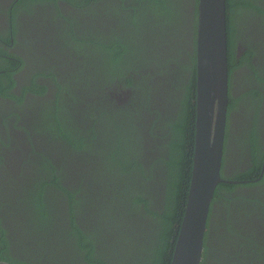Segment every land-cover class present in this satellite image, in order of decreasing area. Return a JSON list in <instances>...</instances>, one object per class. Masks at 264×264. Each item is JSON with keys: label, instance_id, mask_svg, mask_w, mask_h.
Here are the masks:
<instances>
[{"label": "flooded vegetation", "instance_id": "af4514ba", "mask_svg": "<svg viewBox=\"0 0 264 264\" xmlns=\"http://www.w3.org/2000/svg\"><path fill=\"white\" fill-rule=\"evenodd\" d=\"M67 1L24 0L26 8L21 6L19 9L15 6L18 0H0V64L6 66L0 69V239L9 242L10 255L20 261L32 264H87L85 253L80 249V237L67 224L70 216L62 215L61 224L59 222L60 231L65 228L63 236L60 234L52 239L51 233L58 231L55 229L46 232L44 235H49L45 238L44 235H34V238L24 239L25 215L19 200L30 202L36 178L40 179L39 165L33 154L36 151L50 156L54 165H60L65 160L66 166L77 175L75 179L80 181L79 185L87 186L83 191V208L80 205L74 214L76 222L81 224L84 232L85 229H92L94 233L98 226L109 230L107 233L113 231L111 235L100 237L95 253L106 249L109 254L112 245L115 246L113 258L126 254L133 260L123 261V264H137L144 241L139 237L138 229L148 231L147 217L137 206L134 209L127 206L126 209L123 201L113 194L114 180L110 174L104 173L103 152H100L103 148L98 145L96 155L80 158L73 152L76 155L73 156L65 141L57 140L54 134L40 131L35 123L47 109L46 106L55 101L54 94L60 89L58 85L64 89L63 98L69 100L68 116L83 129L86 122H93L88 121L90 115L87 112L100 114L105 111L103 106L109 107L111 102L126 105L132 96L140 98L138 103H141L140 95L145 93H140L138 88L155 85L154 101L150 107L145 106L143 118L138 124L147 136L146 149L158 152L165 140L154 138L152 134L154 132L163 138L164 128L161 132L158 128L151 130L153 121L158 118L155 112L152 114L149 110L155 111L156 108L160 116L170 119L179 105L175 103V95H170L164 86L170 81L169 77L157 79L148 73L136 80L138 92L134 91V87L124 88L125 81L113 79L102 67L105 51L102 46L96 49L94 43L98 37V44L114 41L117 30L122 34L129 25H134L130 24L131 18L128 17L135 15L131 7L142 6L137 10L146 11V5L134 4V0H91L89 5L83 7ZM242 2L246 6L242 8L243 14L234 20L238 67L230 85L228 75V94L231 86V94L238 102L227 109L224 164L221 169V176L225 177H222L224 182L221 184L237 187L234 190L216 189L218 196H215L210 207L209 227L204 239V246L208 250L206 255L203 254L205 264H264V16L253 11L263 10L264 0ZM195 5V0L183 2L186 15L180 18L181 23L176 26L188 29L187 45L185 41L183 47L185 51H190H187L189 54L193 50L196 10L198 16ZM159 17L153 20L149 15L150 25H157ZM137 18L143 19L139 11ZM157 27H161V24ZM132 29L133 26L131 33ZM164 30L168 28L164 27ZM93 36L94 39L90 40ZM158 36L155 38L157 46L154 52L162 51L163 60L171 57V52L172 56H178L181 47L173 44L177 40L172 39L159 48L164 40H159ZM189 60L187 57L190 63ZM126 62L135 68L142 67L136 59H126ZM146 69L141 72L146 73ZM5 75L7 78L2 79ZM10 75L13 81L8 79ZM1 85L9 88L10 95L16 94L20 99L3 96ZM33 89H45L47 93L41 97L31 91L26 92ZM66 90H73L75 99ZM256 92L258 96H254ZM158 126H161L160 121ZM252 134L257 139L256 156L252 149ZM160 151L167 156L165 151ZM147 154L151 155L150 152ZM153 158L148 159V163ZM256 159L261 162V168L259 173L254 172L255 179L233 180L240 174L245 175L241 177L249 176L248 172L255 167ZM161 176H155L156 181L152 179L149 182L150 187L146 192L156 191L159 194ZM105 184H110L107 192H104ZM88 186L95 190L97 203L105 201L106 212H102V206L95 205ZM30 188L31 191L27 192ZM96 192H99L98 197ZM101 192H104L103 196ZM8 200L12 201L11 205ZM158 202L156 200L159 207ZM16 235L21 237L17 238ZM108 261L111 264V260Z\"/></svg>", "mask_w": 264, "mask_h": 264}, {"label": "trees", "instance_id": "16d2710c", "mask_svg": "<svg viewBox=\"0 0 264 264\" xmlns=\"http://www.w3.org/2000/svg\"><path fill=\"white\" fill-rule=\"evenodd\" d=\"M23 1L18 0V4H15L17 6L16 8L21 9V6L26 8ZM43 1L45 2V0ZM68 1L75 4L78 3V6L82 5L83 7H86L91 2V0ZM184 1L134 0V4H144L148 7L146 11L137 10L139 9L138 7L142 6L136 7L134 5L131 7L135 11V15L128 17L131 18L130 24L134 25H129L127 31L124 30L122 34L117 30L114 41L111 42L106 41V43L98 44L97 41H99L100 37L94 39L95 36H93L90 38V40L94 39L96 49L98 46L104 48L105 55L102 67L107 69V72L113 79L120 82L125 81L124 88L134 87L135 91L137 89V86H135L136 80L140 79V77L147 76L148 73L153 74L157 79L159 77H169L170 81L164 86L167 87L170 95H175V103L179 105L175 107V115L168 119V117L160 116V112L156 108H154L155 111L149 110L152 114L155 112L158 118L153 121L151 130L153 131L158 128L161 132L162 128H164L162 130L165 135L163 138L157 136L154 132L152 134L154 138L165 140V143L160 147L158 152H155V149L150 151L146 149L148 142L147 136H145L142 127L138 124L143 118L145 106L150 107V104L154 101L153 92L156 91L155 85L144 86L140 90L138 88L140 93H145L140 95L142 97L141 103H138L140 98L135 96L133 98L132 96L126 105L119 106L111 102V106H103V110L105 111L100 114L97 112H87V115H90L88 116L90 118L88 121L93 122H86L84 129L80 128L68 116L69 100L63 98L62 91L64 89L58 85L60 89L54 94L55 101L51 102L52 105L50 103L46 106L47 109L39 115L38 122L35 123L40 131L54 134L58 137L57 140L65 141L69 147V152H71L70 154L73 156L77 154L80 158H84L86 155H96L97 146L99 145L103 148L100 152H103L102 161H104V173L110 174L114 180L112 188L115 187V192L113 194L117 195L116 198L119 197L123 201L122 205H125L126 209L127 206L131 208L137 206V209L145 213L147 217L148 231L144 228L138 229V233H140L139 237L144 239V241L141 243L142 246H140L142 248L137 264H171L187 208L195 153L197 116V10L195 11L194 21L193 50L192 54H189L190 51H185V47H183L185 41L188 40L186 35L188 29H183L180 26L176 27L181 23L180 18H185L186 15V12L184 14L185 10L183 8ZM198 1L195 0L196 5H198ZM245 7V3L242 0H226L229 85L233 73L238 67L235 53V38L237 33L234 27V20L236 16L243 14L242 8ZM138 11L139 15L143 18L141 20L137 18ZM253 11L256 14L264 16V9H256ZM149 15L152 16L153 20L156 16L160 15L157 20V25H150ZM160 24L161 27L158 28L157 26H160ZM164 27H167L168 30H164ZM157 35H159V40H164L163 45H159V48L166 46L167 42L172 39L177 40L173 44L175 45L177 43V46L181 47L178 51V56H172L171 52V57L169 56L168 59L163 60L162 51L154 52L157 46L155 40ZM187 57L190 58V63L187 61ZM126 59L128 61L136 59L138 63L141 62L142 67L135 68V66H130L126 62ZM1 68H6L5 64H0ZM144 68H148L146 69V73L141 72ZM5 78H7V75L2 76V79ZM8 79L13 81L11 75ZM1 88L3 96L20 99L16 94L10 95L8 93L9 88L6 89L2 85ZM230 90L231 86H229L228 110L238 102V99L233 98ZM27 91H31L41 97L47 93L45 89ZM66 91L75 99L73 90ZM138 91L136 90V92ZM119 92L120 90H118ZM254 96H258L257 92ZM135 102L138 104H134ZM133 109H135L134 112H132ZM159 121L161 123L160 127L158 126ZM251 139H253V153L256 156L257 139L253 134ZM160 150L165 151L167 156ZM149 152L151 153L150 156L147 154ZM33 154L37 166L39 165L38 171L40 172V179L36 178L37 182L33 187L30 202L24 199L19 200L20 206L24 210L23 214L25 215L24 239L34 238V235L40 237L46 232L54 231L55 229H58V231L51 233L52 239L53 236L59 237L60 234L63 236L65 228L60 231L61 227L58 225L59 222L61 224L62 215L63 217L67 215L68 217L70 216L67 224L80 237V249L85 253L84 257L87 264H110L108 260H111V264H123V261L133 260L126 254L113 258L115 246L112 245L109 254L106 253V249L102 252L95 253L97 243L100 244V237L111 235L113 231L107 233L106 231L109 230L104 229L103 226H98L94 233L92 229L88 230L85 228L84 232L81 224L76 222L77 218L74 217V214L78 211L80 205L83 208L82 201L85 199L83 191L87 186L83 184L79 185L80 181L75 179L77 175L73 173L72 169L66 166L67 163L65 160L60 165H54L50 156L37 153L36 151H33ZM67 155L70 157L69 154ZM152 157H154L152 162L148 163V159ZM260 168L261 162L256 159L255 167L248 172L249 176L241 177L245 175L240 174L233 180L255 179L254 172L259 173ZM71 173H73V181ZM155 176H161L159 194H156L158 193L156 191L146 192V189L150 187L149 182L152 179L153 182L156 181ZM104 177H107V175ZM109 185L105 184L104 192H107ZM217 187L218 189L226 188L234 190L237 186L233 184H220ZM89 190L92 193V197H94L95 190ZM29 191H31V188L27 192ZM216 191L214 192L213 200L218 196ZM104 192H101V196L104 195ZM98 195L99 192H96V197ZM92 199L97 207L102 206V212L103 210L106 212L107 207L104 208L105 201L102 202L101 200V204H99L95 200V197ZM156 200L160 203L159 207L156 204ZM8 203L11 205L12 201L8 200ZM26 204L27 207L25 209ZM105 212L103 213L104 216L106 215ZM113 213L116 215L115 212ZM208 227L209 217L207 229ZM47 235L49 234L43 237L45 238ZM16 237L20 238L21 235H16ZM14 242L17 241H13L12 243ZM8 244L9 242L5 239H0V261L14 264H32L14 259L9 253ZM206 247L204 246V255L208 251ZM112 260L114 263H112ZM203 264H205V259H203Z\"/></svg>", "mask_w": 264, "mask_h": 264}, {"label": "water", "instance_id": "95a60500", "mask_svg": "<svg viewBox=\"0 0 264 264\" xmlns=\"http://www.w3.org/2000/svg\"><path fill=\"white\" fill-rule=\"evenodd\" d=\"M197 7L195 153L187 208L171 264H202L214 192L224 182L221 169L229 102L226 0H199Z\"/></svg>", "mask_w": 264, "mask_h": 264}, {"label": "clouds", "instance_id": "9594fccd", "mask_svg": "<svg viewBox=\"0 0 264 264\" xmlns=\"http://www.w3.org/2000/svg\"><path fill=\"white\" fill-rule=\"evenodd\" d=\"M209 217V216H208ZM208 221V220H207ZM206 231H207V229H206ZM205 234H206V232H205ZM203 259H204V257H203Z\"/></svg>", "mask_w": 264, "mask_h": 264}]
</instances>
